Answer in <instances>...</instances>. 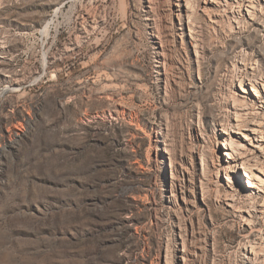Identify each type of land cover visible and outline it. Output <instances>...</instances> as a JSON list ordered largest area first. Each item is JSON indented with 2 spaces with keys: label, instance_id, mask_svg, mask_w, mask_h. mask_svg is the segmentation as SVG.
<instances>
[{
  "label": "rangeland",
  "instance_id": "obj_1",
  "mask_svg": "<svg viewBox=\"0 0 264 264\" xmlns=\"http://www.w3.org/2000/svg\"><path fill=\"white\" fill-rule=\"evenodd\" d=\"M236 1L0 0V264H264L234 127L264 128V0Z\"/></svg>",
  "mask_w": 264,
  "mask_h": 264
},
{
  "label": "bare ground",
  "instance_id": "obj_2",
  "mask_svg": "<svg viewBox=\"0 0 264 264\" xmlns=\"http://www.w3.org/2000/svg\"><path fill=\"white\" fill-rule=\"evenodd\" d=\"M185 2V1H184ZM191 1H189L188 3H190ZM207 2H208V0H207ZM206 2V3H207ZM210 2V1H209ZM211 2H212V0H211ZM237 2V6H238V9L239 10H243V9H245L246 11H248L249 12V14L251 15V18L252 19H254V16H255V10H256V5H260L261 3H262V0H237L236 1ZM187 3V2H186ZM209 4V3H208ZM189 5V4H188ZM191 5V4H190ZM189 5V6H190ZM192 6V5H191ZM190 6V7H191ZM194 7V6H193ZM206 8V7H205ZM191 9H193V8H191ZM189 10V9H188ZM189 11H191V10H189ZM193 11H194V9H193ZM240 11V12H241ZM189 13V12H188ZM187 14V13H186ZM186 16H188V15H186ZM189 17V16H188ZM192 17V16H191ZM191 19V18H190ZM254 21V20H253ZM245 78V77H244ZM243 80V79H242ZM241 80V81H242ZM21 84H22V81H20V80H18V79H14V80H12L11 79V81H9V83L7 84V87H6V89H10V90H14L15 88H18V87H20L21 86ZM264 85V84H263ZM254 86V85H253ZM253 91H254V89H253ZM255 95H258L257 93H255ZM239 99V98H238ZM239 101H242V100H240L239 99ZM243 101H245V100H243ZM243 103V102H242ZM253 102H251V104L250 103H245L246 105H248V106H251V105H253L252 104ZM237 104H239V103H237ZM243 105L244 104H242V107H243ZM245 106V105H244ZM236 108V107H235ZM234 108V109H235ZM243 108H246V106L245 107H243ZM241 109V108H240ZM242 111V110H241ZM248 111H249V109H248ZM250 111H251V109H250ZM234 114V113H233ZM242 114V113H241ZM240 113H239V115H241ZM244 114V113H243ZM259 115H262V113H261V111H259V110H256V109H253V111H251V113L250 114H244V118H243V120L241 121V119L239 120V119H236L235 118V124H234V127L236 128V127H239L240 128V126L242 127L243 126V128H246V130H247V134L248 135H250L249 137H246L244 134H241V131H239V129H238V131L236 130L235 132H238L239 134H241V135H239V138H241L242 136L244 137L245 136V139H248V141H249V143L254 147V145H255V148L257 149V147L259 148V145H261V140L264 138L263 137V135H262V131H263V126H261V120H260V118H262V116L259 118ZM237 117V116H236ZM239 117V116H238ZM264 119V118H263ZM262 124H263V122H262ZM232 126H233V124H232ZM264 132V131H263ZM20 133L21 132H19V131H17L16 132V135L17 136H20ZM238 136V135H237ZM230 139V138H229ZM236 143V142H235ZM236 144H238V143H236ZM228 148H230V151H228V150H225L224 152H223V154L226 156V158H227V163H228V167H230L231 169H232V171L234 170V171H236V169L238 168V167H241V168H243L244 169V171H245V175L246 176H248V181H247V187H254L255 186V184L250 180V178L252 177V178H256V179H258L259 181H261L260 180V177L253 171V169H256L257 171H261L260 170V166H259V169L255 166L256 165V163L255 162H257L258 163V161H257V159L256 160H253V158H256V156H252L251 157V155L253 154L254 155V153H253V150H252V148L251 149H248V148H245L244 147V145H242V144H238V145H235L234 144V141L233 140H231L230 139V141H229V143H228ZM261 147V146H260ZM237 149H243V151H238ZM249 154V155H248ZM250 161H252V162H250ZM259 164V163H258ZM262 173H264V172H262ZM227 175V174H226ZM259 184H260V182H258ZM253 194H255V196L258 194V192H255L253 189H249V193L247 194V195H253ZM176 196V195H175ZM181 256V255H180ZM183 259V258H182ZM167 262V261H166ZM160 263V262H159ZM158 263V264H159ZM162 263V262H161ZM167 264V263H166Z\"/></svg>",
  "mask_w": 264,
  "mask_h": 264
}]
</instances>
